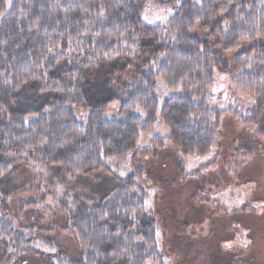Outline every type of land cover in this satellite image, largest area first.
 <instances>
[{
  "label": "trees",
  "instance_id": "1",
  "mask_svg": "<svg viewBox=\"0 0 264 264\" xmlns=\"http://www.w3.org/2000/svg\"><path fill=\"white\" fill-rule=\"evenodd\" d=\"M151 1L11 0L6 8L2 0L0 180L29 162L57 165L60 174L40 181L48 195L62 188L57 206L68 218L79 257L71 258L42 228L15 226L18 219L8 204L14 188L4 190L0 183V264L31 257L47 264H163L138 172L116 178L98 199L64 187L63 179L107 171L108 159L155 155L166 143L182 157L208 154L225 113L207 102L216 75L240 72L238 89L254 105L246 118L236 115L249 125L257 120L264 106V0L261 6L255 0H202L200 5L180 0L162 25L142 20ZM233 51L231 62L221 57ZM123 69L128 76L119 75ZM101 73L109 93L89 96ZM158 79L180 94L159 105ZM113 103L119 118L104 121ZM74 108L87 111L84 123ZM158 120L168 135L139 149L141 137L149 136ZM34 189L36 201L44 200V192ZM36 201L22 203L32 208Z\"/></svg>",
  "mask_w": 264,
  "mask_h": 264
},
{
  "label": "rangeland",
  "instance_id": "2",
  "mask_svg": "<svg viewBox=\"0 0 264 264\" xmlns=\"http://www.w3.org/2000/svg\"><path fill=\"white\" fill-rule=\"evenodd\" d=\"M10 1L4 0L6 8ZM201 1L193 0V3L200 5ZM1 2L0 20L4 15ZM180 3V0H152L144 7L142 20L150 25L165 24ZM254 4L261 6L263 0H255ZM196 32L197 29L192 30V33ZM236 51L221 57L231 62ZM128 72L123 69L119 75L128 76ZM239 75L240 72L216 75L209 91L211 96L207 102L225 113L219 119L217 144L208 154L182 157L172 144L166 143L155 155L136 153L122 162L105 160L107 171L98 170L67 181L63 179L64 187L75 188L82 197L98 199L112 189L116 178L138 172L137 184L147 194L145 211L155 221L163 264H264V134H261L264 131V106L257 120L250 125L236 115L246 118L254 105L251 97L238 89ZM106 81L107 76L103 73L95 78L89 96H106L109 93ZM180 92V89H167L161 79L156 81L155 95L159 105ZM73 112L79 122H85L86 110L74 108ZM118 118L117 104H110L102 119ZM2 119L0 116V121ZM166 135L167 129L158 120L150 135L141 137L138 147L145 150L154 137ZM180 160L184 164L182 169ZM197 169L200 171L195 174ZM183 173L187 175L185 178ZM57 174H60L57 165L39 166L29 162L3 176L0 183L4 190L14 188L8 204L18 219L15 226L42 228L46 232L44 235L63 246L71 258L78 259V242L67 230V216L57 206L62 188H56L54 195H48L46 182L40 181V176ZM34 188L44 192V200L36 201L38 196ZM24 201L38 204L25 207ZM1 255L0 251V258ZM20 264L47 262L31 257Z\"/></svg>",
  "mask_w": 264,
  "mask_h": 264
}]
</instances>
